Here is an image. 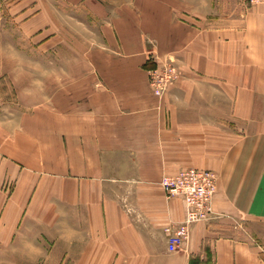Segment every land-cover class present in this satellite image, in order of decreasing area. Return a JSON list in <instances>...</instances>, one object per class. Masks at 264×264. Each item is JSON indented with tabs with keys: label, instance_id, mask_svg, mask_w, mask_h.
Listing matches in <instances>:
<instances>
[{
	"label": "crops",
	"instance_id": "crops-1",
	"mask_svg": "<svg viewBox=\"0 0 264 264\" xmlns=\"http://www.w3.org/2000/svg\"><path fill=\"white\" fill-rule=\"evenodd\" d=\"M0 49L4 263L264 264V3L0 0ZM189 167L218 217L169 251L159 180Z\"/></svg>",
	"mask_w": 264,
	"mask_h": 264
},
{
	"label": "built area",
	"instance_id": "built-area-1",
	"mask_svg": "<svg viewBox=\"0 0 264 264\" xmlns=\"http://www.w3.org/2000/svg\"><path fill=\"white\" fill-rule=\"evenodd\" d=\"M245 4L264 3V0H240ZM167 69L159 73L149 69V83L157 93H163L176 78L174 72ZM163 74V75H160ZM166 198L179 197L183 201L184 216L180 222L167 224L164 231L167 234L169 251L181 248L189 238L193 224L210 221L218 214L213 209V196L217 189L216 173L208 169L185 168L171 174H163L159 180Z\"/></svg>",
	"mask_w": 264,
	"mask_h": 264
},
{
	"label": "rangeland",
	"instance_id": "rangeland-1",
	"mask_svg": "<svg viewBox=\"0 0 264 264\" xmlns=\"http://www.w3.org/2000/svg\"><path fill=\"white\" fill-rule=\"evenodd\" d=\"M1 51L2 50L0 49V56L2 54ZM148 63H149L148 69H156L157 72L164 74V73L168 72L167 69L170 66L171 68L169 69V71L171 72V69H172V72H174L176 74L175 78H178L180 76V69H179V66L177 63V59L174 56L169 55V56H164V57H157L155 55L154 57L148 58ZM5 67L10 68V66H8V64H5L3 66H0V72L2 71L1 68H5ZM163 74H160V75H163ZM8 84L10 86V83H8ZM10 88H8V89H10ZM9 92H11V91H9ZM2 259L3 258L0 255V264H7L6 259H5V263H4V260H2ZM8 264H10V262ZM36 264H41V263L39 261ZM62 264H63V262H62Z\"/></svg>",
	"mask_w": 264,
	"mask_h": 264
}]
</instances>
